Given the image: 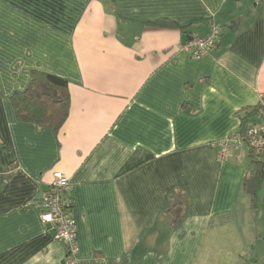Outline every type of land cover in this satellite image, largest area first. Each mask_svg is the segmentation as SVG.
<instances>
[{
  "label": "crops",
  "instance_id": "1",
  "mask_svg": "<svg viewBox=\"0 0 264 264\" xmlns=\"http://www.w3.org/2000/svg\"><path fill=\"white\" fill-rule=\"evenodd\" d=\"M212 23L214 49L180 50ZM31 71L68 83L57 132L14 115ZM263 95L264 0H0V264H264V183L255 206L242 189L249 148L219 161L212 147ZM55 173L74 255L39 219Z\"/></svg>",
  "mask_w": 264,
  "mask_h": 264
},
{
  "label": "trees",
  "instance_id": "2",
  "mask_svg": "<svg viewBox=\"0 0 264 264\" xmlns=\"http://www.w3.org/2000/svg\"><path fill=\"white\" fill-rule=\"evenodd\" d=\"M150 25L158 28H180L168 19H160ZM192 36H189L191 38ZM188 38V39H189ZM68 83L64 79L39 71L30 72L27 88L15 92L10 98L12 110L17 120L57 132L65 123L69 112ZM264 119V95L254 107L246 109L240 118L244 134L250 120L258 122ZM253 122V123H254ZM264 183V152L249 149L248 164L242 180L243 192L249 196L251 205L255 206V195ZM185 195L176 193L169 213L173 218L172 228L180 221L184 211Z\"/></svg>",
  "mask_w": 264,
  "mask_h": 264
},
{
  "label": "built area",
  "instance_id": "3",
  "mask_svg": "<svg viewBox=\"0 0 264 264\" xmlns=\"http://www.w3.org/2000/svg\"><path fill=\"white\" fill-rule=\"evenodd\" d=\"M219 37L220 27L212 23L209 34L203 37L192 36L180 46V50L188 53L191 59L199 60L216 47ZM242 144L255 152H264V119L250 123L243 135L234 134L221 142L213 143L212 147L219 149V161H225L231 150ZM68 192V179L55 173L49 191L43 195L39 219L46 232H49L54 240L61 241L68 254L74 255L76 228Z\"/></svg>",
  "mask_w": 264,
  "mask_h": 264
}]
</instances>
